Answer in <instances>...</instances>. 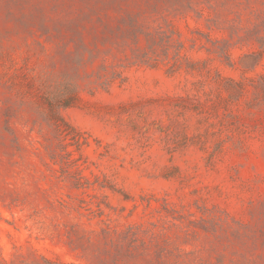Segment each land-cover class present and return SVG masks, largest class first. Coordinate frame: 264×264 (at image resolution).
Segmentation results:
<instances>
[{
	"label": "rangeland",
	"instance_id": "374dc122",
	"mask_svg": "<svg viewBox=\"0 0 264 264\" xmlns=\"http://www.w3.org/2000/svg\"><path fill=\"white\" fill-rule=\"evenodd\" d=\"M0 264H264V0H0Z\"/></svg>",
	"mask_w": 264,
	"mask_h": 264
},
{
	"label": "trees",
	"instance_id": "16d2710c",
	"mask_svg": "<svg viewBox=\"0 0 264 264\" xmlns=\"http://www.w3.org/2000/svg\"><path fill=\"white\" fill-rule=\"evenodd\" d=\"M142 58H144V62H147L150 65H155L157 62V58L154 56H149L148 53H145V55H142ZM105 69V68H104ZM88 78L90 79L89 83L99 84L100 86H108L113 81H115L118 78H124L122 77L121 71H93L92 73H87ZM92 78H94L92 80ZM76 90L77 85L74 83H70L68 86V89L66 90V94L63 95V97H59V100H56V102H50V113L53 116L55 122L54 125L56 126L57 131L59 132V135L63 137L64 140H66L70 135V133H74L70 138L74 140V142L80 146L84 143H87V138L83 137L80 132H78L73 126L68 124L62 117L58 115V113L55 111L56 105H63L68 104L70 101L74 100L76 98ZM63 100H67L63 102ZM66 127L65 129L63 128ZM67 155L71 156L70 152H67ZM74 160L70 157L69 162H73ZM82 177H76L75 184L77 187L83 186Z\"/></svg>",
	"mask_w": 264,
	"mask_h": 264
}]
</instances>
